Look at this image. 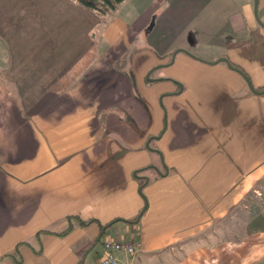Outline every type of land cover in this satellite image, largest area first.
<instances>
[{"label":"crops","instance_id":"crops-1","mask_svg":"<svg viewBox=\"0 0 264 264\" xmlns=\"http://www.w3.org/2000/svg\"><path fill=\"white\" fill-rule=\"evenodd\" d=\"M106 241L140 244L119 264H264L253 0H0V264Z\"/></svg>","mask_w":264,"mask_h":264},{"label":"built area","instance_id":"built-area-1","mask_svg":"<svg viewBox=\"0 0 264 264\" xmlns=\"http://www.w3.org/2000/svg\"><path fill=\"white\" fill-rule=\"evenodd\" d=\"M140 249L139 243H123L118 241H106L103 244V255L98 264H119L115 252H124L127 255H135Z\"/></svg>","mask_w":264,"mask_h":264},{"label":"trees","instance_id":"trees-1","mask_svg":"<svg viewBox=\"0 0 264 264\" xmlns=\"http://www.w3.org/2000/svg\"><path fill=\"white\" fill-rule=\"evenodd\" d=\"M122 1L124 0H76V2L87 8V9H90V10H93L95 11L98 15H104L108 12H110L111 10H114L117 5L119 3H121ZM233 67L237 68V66L231 64ZM4 87L7 88V85H6V82L4 80H1ZM145 183H146V178L141 180V183H140V186H139V190H140V194L143 196V188L145 186ZM143 212V210H142ZM141 213L136 217V220L138 217H140Z\"/></svg>","mask_w":264,"mask_h":264},{"label":"water","instance_id":"water-1","mask_svg":"<svg viewBox=\"0 0 264 264\" xmlns=\"http://www.w3.org/2000/svg\"><path fill=\"white\" fill-rule=\"evenodd\" d=\"M253 3H254V15H255V18H256L257 22H258V23L264 28V24H262V23L259 21L258 16H257L258 0H253ZM179 51H180V52H184V53H186L187 55L193 56V55H191L189 52H187L186 50L179 49V50H176L175 52H173L172 59L175 57V55H176ZM219 61H221V62H225L229 67L234 68V67H232V65L228 62V60H227L226 58H220ZM235 69H236V70L242 75V77L246 80V82H247L248 86L250 87L251 91H253V92L256 93L255 89L252 87V85H251L249 79L247 78V76H246L242 71H240L239 69H237V68H235Z\"/></svg>","mask_w":264,"mask_h":264}]
</instances>
